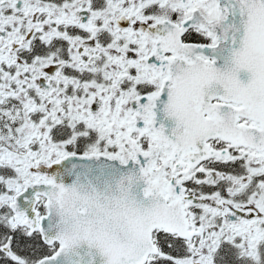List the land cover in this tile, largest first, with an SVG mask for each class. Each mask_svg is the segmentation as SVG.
I'll use <instances>...</instances> for the list:
<instances>
[{"label":"snow or ice","instance_id":"1","mask_svg":"<svg viewBox=\"0 0 264 264\" xmlns=\"http://www.w3.org/2000/svg\"><path fill=\"white\" fill-rule=\"evenodd\" d=\"M0 264H264V0H0Z\"/></svg>","mask_w":264,"mask_h":264}]
</instances>
